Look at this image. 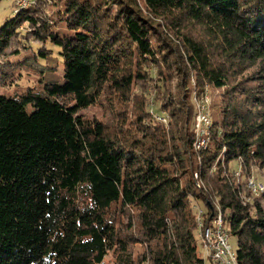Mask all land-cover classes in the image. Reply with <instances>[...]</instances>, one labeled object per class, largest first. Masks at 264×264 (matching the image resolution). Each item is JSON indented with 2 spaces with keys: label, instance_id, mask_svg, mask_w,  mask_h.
<instances>
[{
  "label": "trees",
  "instance_id": "obj_1",
  "mask_svg": "<svg viewBox=\"0 0 264 264\" xmlns=\"http://www.w3.org/2000/svg\"><path fill=\"white\" fill-rule=\"evenodd\" d=\"M0 87V264H205L195 233L220 213L236 264H264V190L247 186L264 170V0H36L0 26ZM209 87L224 91L196 150Z\"/></svg>",
  "mask_w": 264,
  "mask_h": 264
},
{
  "label": "built area",
  "instance_id": "obj_2",
  "mask_svg": "<svg viewBox=\"0 0 264 264\" xmlns=\"http://www.w3.org/2000/svg\"><path fill=\"white\" fill-rule=\"evenodd\" d=\"M19 8H28L36 0H13ZM196 115H195V142L194 147L200 150L208 145L210 126L212 125L211 116V98L208 92L194 98ZM155 117L162 123L167 122V116L161 113H156ZM237 178H241V169L236 171ZM248 187L254 193H261L264 190V183L259 182L256 178L250 177L247 180ZM202 210L199 213L201 215ZM222 215L219 214L211 223V225L201 228L200 237L204 242V247L207 251L211 264H236V251L232 249L229 242V234L224 228ZM200 226H202L201 218L199 217Z\"/></svg>",
  "mask_w": 264,
  "mask_h": 264
},
{
  "label": "rangeland",
  "instance_id": "obj_3",
  "mask_svg": "<svg viewBox=\"0 0 264 264\" xmlns=\"http://www.w3.org/2000/svg\"><path fill=\"white\" fill-rule=\"evenodd\" d=\"M19 9L20 8L16 5V3L13 0H3L0 4V26H2L8 19L12 18L15 15V12L18 11ZM175 45H176V43H175ZM51 48H53V46H51ZM54 50H55V52H57L58 48L54 47ZM171 50L172 51L175 50L174 46L171 47ZM24 56H25V52H22L20 54L10 56V59L12 61H18V60L22 59ZM60 60H61L60 65L63 66L62 58ZM177 80H178V78L174 79V81H177ZM33 83H34L33 78H31V77L28 78V76H25L19 81L18 85L19 86H28V85L31 86V85H33ZM152 89L153 88L151 87V85H149L146 89V91H147L146 94H147V96H149L148 101H147V110L151 114H155L153 112V110L158 111L157 109L159 107V102L156 101L154 94L151 93ZM223 91L224 90L221 88L215 89L213 87H209L207 89V92L209 93L210 98H211V115L213 118H216L218 115L217 111H218V108H220L218 103H219V100H220L221 95H222L221 93H223ZM1 92H2V87H0V93ZM104 110H105V107L97 105V106H91V107L82 109V112L87 114L90 118L96 117V116L99 118L100 117L102 118V116L104 115V112H103ZM29 111L32 112L31 106H29ZM166 116H167V122L163 123L165 128L168 127V125H169L168 122L170 119V116L168 114ZM238 165L239 164H237L236 162L232 163V170H238V168H237ZM251 177L256 178L259 182H262V184H263L264 183V170H259L257 168H254L253 174ZM241 180H247V179H243V177L241 176ZM247 186H248V184H247ZM249 189H250V187H249ZM255 194H259V193H255ZM197 208H196V210L198 211V213H200L201 209H197ZM201 208H203V207H201ZM195 234H196V237L198 240V247H199V254H200L199 256H201L202 258L205 259V264H210V259L208 257L207 251L204 247V242L202 240V237H200V235H199V231L197 230ZM229 242H230L232 249L236 250L237 249L236 237L230 236Z\"/></svg>",
  "mask_w": 264,
  "mask_h": 264
}]
</instances>
